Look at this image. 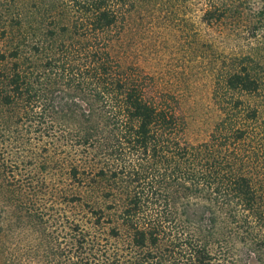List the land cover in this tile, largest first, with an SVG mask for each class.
<instances>
[{
	"label": "trees",
	"instance_id": "obj_1",
	"mask_svg": "<svg viewBox=\"0 0 264 264\" xmlns=\"http://www.w3.org/2000/svg\"><path fill=\"white\" fill-rule=\"evenodd\" d=\"M152 1L157 3L67 0L77 15L72 28L83 39L86 62L76 66L72 60L59 64L50 59L48 64L50 70L77 76L76 85L91 101L72 99L61 109H73L64 114L61 130L76 131L75 140L67 136L64 145L83 156H100L96 163L102 172L130 176L135 183L122 212L129 243L119 244V230L111 234L117 242L103 243L70 221L62 236L53 235L42 213L30 209L27 178L13 174L15 166L8 167L0 149L2 222L8 233L30 237V264H264V186L259 180L264 177V67L257 55L264 8L251 14L258 24L235 29L257 44L249 42L250 51L237 56L222 76L227 89L261 100L255 105L239 100L238 120L225 127L221 140L195 144L178 138V116L158 101L153 76L123 64L111 49L112 40L105 38ZM201 1L203 20L223 37L231 35L224 26L235 17L240 0ZM62 51L72 58L68 47ZM7 78L0 71V80ZM19 79L18 74L11 77L14 94L0 87L5 103L21 94ZM42 90L30 81V113L44 101ZM74 113L78 120L72 124ZM254 139L255 145L247 144ZM70 168L74 175L79 170L75 164Z\"/></svg>",
	"mask_w": 264,
	"mask_h": 264
},
{
	"label": "rangeland",
	"instance_id": "obj_2",
	"mask_svg": "<svg viewBox=\"0 0 264 264\" xmlns=\"http://www.w3.org/2000/svg\"><path fill=\"white\" fill-rule=\"evenodd\" d=\"M240 2V11L224 26L231 35L224 37L219 28L203 20L201 0L148 2L105 35L123 64H134L153 76L151 89L161 105L176 112L177 136L182 141L219 142L225 127L238 120L237 102L255 105L261 100L222 83L224 71L232 68L235 58L250 51L248 43L257 44V39L240 37L235 29L258 24L251 14L264 8V0ZM76 17L67 0H0V71L8 75L0 80V87L14 94L10 80L17 74L21 87L11 104L0 95V149L8 167L15 166L13 174L27 178L30 209L42 213L53 235L62 236L70 221L103 243L117 242L111 234L119 230L123 246L129 243V230L123 225L122 212L135 183L130 176L102 172V165L96 163L100 156H83L75 147L64 145L67 136L75 140L76 131L72 128L68 135L61 130L64 114L73 110L61 109H67L72 99L79 104L82 98L91 101L76 85L77 76L60 68L50 70L48 64L50 59L59 64L72 60L76 66L86 62L80 48L83 39L73 33ZM257 45L264 67V37ZM64 46L74 52L69 60ZM30 81L42 86L44 96L32 113ZM76 119L74 113L72 124ZM71 164L79 167L75 175ZM259 180L264 186V177ZM4 217L1 210L0 264H30V237L8 233Z\"/></svg>",
	"mask_w": 264,
	"mask_h": 264
}]
</instances>
